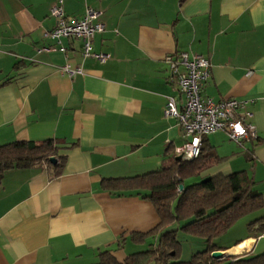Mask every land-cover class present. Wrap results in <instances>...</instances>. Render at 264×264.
<instances>
[{"label":"crops","instance_id":"1","mask_svg":"<svg viewBox=\"0 0 264 264\" xmlns=\"http://www.w3.org/2000/svg\"><path fill=\"white\" fill-rule=\"evenodd\" d=\"M55 1L0 0V146L51 139L61 160L57 174L47 164L2 172L0 264H94L104 251L123 261L158 244L159 232L149 234L160 222L153 203L103 180L165 167L184 142L178 121L163 114L167 96L181 99L166 55L208 57L202 94L244 101L256 129L239 142L223 130L208 134L203 152L214 161L186 182L243 171L264 198V0H62L68 21L87 7L100 11L104 30L92 51L109 55L103 63L83 58L79 39L44 36ZM65 64L82 72L69 77ZM257 218L264 208L215 243L218 260L264 253L260 222L250 225Z\"/></svg>","mask_w":264,"mask_h":264},{"label":"trees","instance_id":"2","mask_svg":"<svg viewBox=\"0 0 264 264\" xmlns=\"http://www.w3.org/2000/svg\"><path fill=\"white\" fill-rule=\"evenodd\" d=\"M203 151L202 142L201 153L196 159H177L173 155L169 165L156 171L103 180L104 188L109 191H134L142 199L153 203L160 222L149 234L159 232L160 238L155 247L130 254L123 261H118L109 251L101 252L98 262L94 264H264V253L224 257L221 260L211 257V252L223 249L214 240L240 218L264 208V198L253 190V181L243 171L187 183V179L199 176L202 169L214 161L211 154ZM57 152L58 147L51 139L1 145L0 177L5 169L36 164H47L57 174L61 160L57 163L49 160L51 156L58 157ZM214 158L218 160L216 156ZM180 185L183 186L181 190ZM261 219L253 220L250 225L260 222L258 230L264 232V221ZM174 223L179 225L171 229L169 226ZM178 230L203 239L205 249L193 253L188 261L181 260Z\"/></svg>","mask_w":264,"mask_h":264},{"label":"built area","instance_id":"3","mask_svg":"<svg viewBox=\"0 0 264 264\" xmlns=\"http://www.w3.org/2000/svg\"><path fill=\"white\" fill-rule=\"evenodd\" d=\"M49 15L55 20V26L45 31L44 36L55 39L76 38L81 40V55L92 57L103 63L108 54L92 51V40L97 33L104 30L98 9L87 7L81 19L68 21L65 16L62 0H56L49 9ZM53 46L42 47L40 51L53 50ZM59 49L64 51L62 46ZM170 80L175 82L181 99L167 96L163 107L165 117L178 121L185 137L184 142L173 149L175 156L183 160L196 159L202 148L203 138L218 130H223L228 137L239 142L245 137H256V129L249 119L250 111L245 109V102L235 98L214 101L202 94V87L210 75L208 57L189 52H178L166 55ZM61 71L71 77L81 73L82 68L65 64ZM180 103V107L178 106Z\"/></svg>","mask_w":264,"mask_h":264},{"label":"rangeland","instance_id":"4","mask_svg":"<svg viewBox=\"0 0 264 264\" xmlns=\"http://www.w3.org/2000/svg\"><path fill=\"white\" fill-rule=\"evenodd\" d=\"M195 180H197L196 178H192L190 180H188V183H192L194 182ZM243 218L245 217H242L239 219L238 221V225L235 226L231 231L230 233H228L227 235L223 236L222 238L219 237L217 239L214 240V243L220 241V242H228L230 241L242 228V222H243ZM177 238L178 240L181 241L182 243V252H181V255H180V259L181 260H186L190 257V255L193 253V252H197V251H201L203 250V246L202 244H204V241L200 238H196V237H193L191 235H186L185 233H183L182 231H179L177 233ZM240 249V248H238Z\"/></svg>","mask_w":264,"mask_h":264},{"label":"water","instance_id":"5","mask_svg":"<svg viewBox=\"0 0 264 264\" xmlns=\"http://www.w3.org/2000/svg\"><path fill=\"white\" fill-rule=\"evenodd\" d=\"M177 159H180L179 156H177ZM51 163H55L56 162V158L54 156H51L49 158ZM182 185L179 186V189H182ZM211 257L215 258V259H220L221 257H223V252H221L220 250H215L213 252H211Z\"/></svg>","mask_w":264,"mask_h":264},{"label":"bare ground","instance_id":"6","mask_svg":"<svg viewBox=\"0 0 264 264\" xmlns=\"http://www.w3.org/2000/svg\"><path fill=\"white\" fill-rule=\"evenodd\" d=\"M238 248H242V246L241 247H238ZM238 248H236V249H238Z\"/></svg>","mask_w":264,"mask_h":264}]
</instances>
